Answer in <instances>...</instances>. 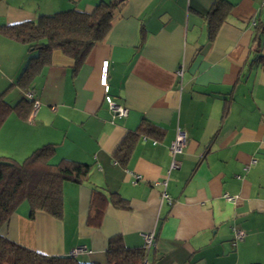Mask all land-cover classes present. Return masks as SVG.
Masks as SVG:
<instances>
[{"label": "crops", "instance_id": "obj_1", "mask_svg": "<svg viewBox=\"0 0 264 264\" xmlns=\"http://www.w3.org/2000/svg\"><path fill=\"white\" fill-rule=\"evenodd\" d=\"M98 1L0 0V26L91 12ZM213 1L122 0L75 74L71 58L52 52L31 85L34 116L12 112L0 127V157L21 161L51 143L49 163L88 164V180L64 182L61 218L30 216L23 202L0 235L45 256L85 245L90 252L77 260L105 264L109 237L142 247V234L154 231L144 264H264V0H226L230 8L209 40ZM29 56L24 44L0 34V93ZM104 61L109 94L125 116L112 117L104 101ZM22 97L17 86L5 94L12 105ZM142 119L164 134L142 137L122 167L112 154ZM177 128L186 145L168 173ZM92 187L118 193L127 207L106 202L98 225L89 224ZM233 229L244 237L235 240Z\"/></svg>", "mask_w": 264, "mask_h": 264}, {"label": "trees", "instance_id": "obj_2", "mask_svg": "<svg viewBox=\"0 0 264 264\" xmlns=\"http://www.w3.org/2000/svg\"><path fill=\"white\" fill-rule=\"evenodd\" d=\"M121 1L100 0L91 12L74 9L58 11L39 15L35 21L0 26L1 35L24 44L30 53L15 83L0 93V127L12 112L27 119L33 104V101L25 97L10 104L5 99L7 90L17 86L23 92L30 91L34 78L50 64L54 50H59L73 60L72 72L75 74L94 44L101 41L109 31L111 12ZM229 8L230 3L226 0L213 1L206 14L209 40L213 39ZM261 28L264 29V23L260 30ZM261 61L264 65V60ZM163 134V130L157 125L142 119L134 130L124 134L112 157L120 166L126 167L142 137L157 140ZM54 148L55 145L51 143L41 145L21 161L0 157V226L9 220L22 202L27 204L30 216L36 211H42L54 218H61L64 209V182L79 184L88 180V164L70 160L50 164ZM106 202L116 207H127V201L118 193H104L99 188L92 187L88 209L89 224L98 225ZM104 256L105 264H144L146 253L143 247L125 246L122 236L115 234L109 237ZM0 264L97 263L81 262L71 255L45 256L0 235Z\"/></svg>", "mask_w": 264, "mask_h": 264}, {"label": "built area", "instance_id": "obj_3", "mask_svg": "<svg viewBox=\"0 0 264 264\" xmlns=\"http://www.w3.org/2000/svg\"><path fill=\"white\" fill-rule=\"evenodd\" d=\"M106 70H107V61H104V65L101 68V75L99 79V83L100 85H102L103 91H104V101L107 104V107L110 110L112 117L125 116L127 114V109L124 106L117 104L114 101L113 97L109 94V85L106 81V78H107ZM24 96L25 98L33 101L32 108L29 114V117L31 119V117L34 116L39 106V101L36 98H34V96L32 95L30 91L24 92ZM185 145H186L185 133L181 129L177 128L175 136L169 144V153L171 156V161H170L168 173L170 172V170L177 169L180 166V162L177 159V156L182 154ZM161 182L165 184V179L162 180ZM163 196L166 197L165 194ZM226 197L228 199L230 198L228 195ZM233 234H234L235 240H240L244 237V231L240 229H233ZM154 245H155L154 231L143 233L142 234V247L146 255L149 252V250L154 247ZM88 252H90V250L85 245H79L72 249V251L70 252V255L73 257H76L79 254L88 253Z\"/></svg>", "mask_w": 264, "mask_h": 264}, {"label": "rangeland", "instance_id": "obj_4", "mask_svg": "<svg viewBox=\"0 0 264 264\" xmlns=\"http://www.w3.org/2000/svg\"><path fill=\"white\" fill-rule=\"evenodd\" d=\"M23 203V202H22Z\"/></svg>", "mask_w": 264, "mask_h": 264}]
</instances>
